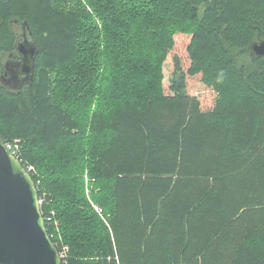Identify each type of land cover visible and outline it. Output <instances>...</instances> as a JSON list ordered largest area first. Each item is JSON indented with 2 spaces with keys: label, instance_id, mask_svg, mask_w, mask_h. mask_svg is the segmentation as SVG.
<instances>
[{
  "label": "trees",
  "instance_id": "16d2710c",
  "mask_svg": "<svg viewBox=\"0 0 264 264\" xmlns=\"http://www.w3.org/2000/svg\"><path fill=\"white\" fill-rule=\"evenodd\" d=\"M23 22L34 78L0 84V139L64 264H264V0H0V55Z\"/></svg>",
  "mask_w": 264,
  "mask_h": 264
},
{
  "label": "water",
  "instance_id": "95a60500",
  "mask_svg": "<svg viewBox=\"0 0 264 264\" xmlns=\"http://www.w3.org/2000/svg\"><path fill=\"white\" fill-rule=\"evenodd\" d=\"M26 22L22 23L24 30ZM28 27V26H27ZM31 37V31L29 30ZM250 55L264 58V38L249 45ZM21 57L15 74L26 73L33 82L34 61L38 54L33 39L16 45ZM41 213L37 187L21 161L0 139V264H61Z\"/></svg>",
  "mask_w": 264,
  "mask_h": 264
},
{
  "label": "rangeland",
  "instance_id": "374dc122",
  "mask_svg": "<svg viewBox=\"0 0 264 264\" xmlns=\"http://www.w3.org/2000/svg\"><path fill=\"white\" fill-rule=\"evenodd\" d=\"M202 9L203 7L201 6L199 8V11L202 12ZM188 41V35L177 33L167 38L164 43L167 46H165L167 56L163 64V87L167 91L169 88V79L173 70L174 58L177 56V58L183 65H188L189 59L185 50ZM5 53L8 54V52ZM2 54L4 56V52H2ZM188 90L191 94L196 95L199 98L203 108L211 105L213 99V92L211 89L206 87L201 81H199V75H195L188 79ZM85 179L86 181L88 180L87 175H85Z\"/></svg>",
  "mask_w": 264,
  "mask_h": 264
},
{
  "label": "flooded vegetation",
  "instance_id": "af4514ba",
  "mask_svg": "<svg viewBox=\"0 0 264 264\" xmlns=\"http://www.w3.org/2000/svg\"><path fill=\"white\" fill-rule=\"evenodd\" d=\"M25 26V25H24ZM29 27L25 26L24 30L21 28L18 35V43H22L25 39L31 40L32 37L26 31ZM21 57L17 54L16 50L8 54L4 53L0 56V84L8 89L16 90L19 88H24L28 85V76L26 73L15 74L18 66L20 65Z\"/></svg>",
  "mask_w": 264,
  "mask_h": 264
},
{
  "label": "built area",
  "instance_id": "2783aa9c",
  "mask_svg": "<svg viewBox=\"0 0 264 264\" xmlns=\"http://www.w3.org/2000/svg\"><path fill=\"white\" fill-rule=\"evenodd\" d=\"M10 153H12L13 155H15L13 152H10ZM25 169L29 172L32 169V167H28V168H25ZM39 201L41 202L40 199H39ZM67 251H68V247L67 246L62 247V249L60 251H58V254H59V256L61 258V262H62L61 264H64L65 263V257H66V252Z\"/></svg>",
  "mask_w": 264,
  "mask_h": 264
},
{
  "label": "clouds",
  "instance_id": "9594fccd",
  "mask_svg": "<svg viewBox=\"0 0 264 264\" xmlns=\"http://www.w3.org/2000/svg\"><path fill=\"white\" fill-rule=\"evenodd\" d=\"M221 76H223V73H221Z\"/></svg>",
  "mask_w": 264,
  "mask_h": 264
},
{
  "label": "bare ground",
  "instance_id": "6f19581e",
  "mask_svg": "<svg viewBox=\"0 0 264 264\" xmlns=\"http://www.w3.org/2000/svg\"><path fill=\"white\" fill-rule=\"evenodd\" d=\"M57 124V123H56Z\"/></svg>",
  "mask_w": 264,
  "mask_h": 264
}]
</instances>
